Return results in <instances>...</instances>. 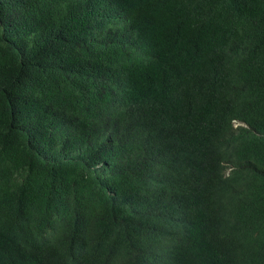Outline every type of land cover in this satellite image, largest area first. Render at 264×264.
I'll list each match as a JSON object with an SVG mask.
<instances>
[{
    "label": "trees",
    "instance_id": "trees-1",
    "mask_svg": "<svg viewBox=\"0 0 264 264\" xmlns=\"http://www.w3.org/2000/svg\"><path fill=\"white\" fill-rule=\"evenodd\" d=\"M0 264H264V0H0Z\"/></svg>",
    "mask_w": 264,
    "mask_h": 264
},
{
    "label": "clouds",
    "instance_id": "clouds-1",
    "mask_svg": "<svg viewBox=\"0 0 264 264\" xmlns=\"http://www.w3.org/2000/svg\"><path fill=\"white\" fill-rule=\"evenodd\" d=\"M145 45H147V44H145ZM144 54V58H146L147 57V53H143ZM236 123H239V122H236ZM240 124V123H239ZM239 124H237V125H239ZM152 260V259H151Z\"/></svg>",
    "mask_w": 264,
    "mask_h": 264
},
{
    "label": "rangeland",
    "instance_id": "rangeland-1",
    "mask_svg": "<svg viewBox=\"0 0 264 264\" xmlns=\"http://www.w3.org/2000/svg\"><path fill=\"white\" fill-rule=\"evenodd\" d=\"M239 124V123H236V125Z\"/></svg>",
    "mask_w": 264,
    "mask_h": 264
}]
</instances>
